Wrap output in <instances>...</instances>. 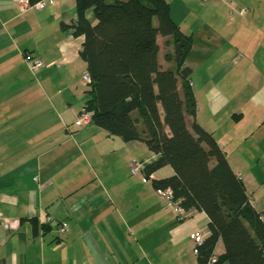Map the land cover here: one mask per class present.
Listing matches in <instances>:
<instances>
[{
  "label": "crops",
  "instance_id": "0c3cea01",
  "mask_svg": "<svg viewBox=\"0 0 264 264\" xmlns=\"http://www.w3.org/2000/svg\"><path fill=\"white\" fill-rule=\"evenodd\" d=\"M39 1L0 0V264H199L191 236L208 235L205 213L179 221L174 204L149 181L128 176L129 182L117 183L99 170L104 150L98 143L113 147L112 156L120 150L127 175L134 160L146 167L159 156L142 142L110 138L93 123L75 125L90 98L80 56L85 37L74 27L77 0L21 10L24 3ZM167 1L181 31L193 37L188 60L199 54L209 69L218 61L223 66L215 74L227 66L221 78H236L227 94L240 99L229 107V122L244 121L248 110H258L249 96L264 91V0H233L236 15L222 0L204 5L179 0L198 4L197 19L187 25L175 15L186 14V8L175 12ZM86 17L96 22L92 9ZM167 40L158 37L163 70L173 67L164 59L172 52V45L163 50ZM229 47L238 53L222 60ZM27 57L41 60L43 67L30 70ZM193 121L188 117L189 127ZM256 126L215 139L264 218V134L256 136L264 121ZM160 173L152 178L171 176ZM61 222L68 224L63 236ZM223 253L220 241L215 255Z\"/></svg>",
  "mask_w": 264,
  "mask_h": 264
},
{
  "label": "trees",
  "instance_id": "16d2710c",
  "mask_svg": "<svg viewBox=\"0 0 264 264\" xmlns=\"http://www.w3.org/2000/svg\"><path fill=\"white\" fill-rule=\"evenodd\" d=\"M77 7L75 34L85 37L80 56L91 78L83 109L92 113V123L109 137L144 143L159 156L143 171L154 189L170 188L187 214L208 216L199 264H211L220 241L224 253L212 264H264L263 216L214 135L195 121L193 71L186 64L193 37L181 31L169 2L77 0ZM90 9L94 24L86 17ZM158 37L172 45L164 57L170 69L160 65ZM165 167L174 174L152 178Z\"/></svg>",
  "mask_w": 264,
  "mask_h": 264
},
{
  "label": "rangeland",
  "instance_id": "374dc122",
  "mask_svg": "<svg viewBox=\"0 0 264 264\" xmlns=\"http://www.w3.org/2000/svg\"><path fill=\"white\" fill-rule=\"evenodd\" d=\"M113 0H110L109 2H112ZM172 3V7L175 12L177 11H183V8H186V14H178L175 13L176 17H180L181 23H186L194 21L197 19L198 15V4H206L204 2H201L199 0L198 4L192 3L191 1H179V0H169ZM188 9V10H187ZM193 11V12H192ZM190 15V19H189ZM186 20V21H184ZM183 21V22H182ZM157 22L155 21V24ZM184 30L186 31L187 28L185 26ZM197 49H201L202 46L200 43H198ZM163 50L167 51V46L165 44V41L162 43ZM231 47L228 48V51L224 54L223 59H226L227 61L230 59L232 60L235 57V53L233 52ZM200 52V50H199ZM253 52V51H252ZM222 56V55H221ZM233 57V58H232ZM215 62V60H213ZM218 62V61H217ZM213 64L210 69L208 68V65L205 63L203 56H200L197 54V58H191L187 59V64L191 67V70L193 71L191 76V84H192V90L195 95L196 101H197V114H196V121L197 123L205 128L208 132L212 133L214 137L219 139H225L226 134H232V132L237 131V133H240V131L252 129L253 126L257 125L259 121H264V91H260L259 95L256 97L255 95L249 96L246 95L245 97H254V103L256 104V107L258 110H248L246 119L242 122H229V116L232 112H230L229 107H233L237 100L240 99V96H237V94H227L230 91V82L236 83V78H230V76L222 79L223 71L227 68L225 66L221 71L215 74V71L220 69L221 63L219 62L217 64ZM218 66V68L216 67ZM231 66V64L228 65V67ZM239 89V88H238ZM237 91V90H236ZM242 97V96H241ZM256 121L258 123L256 124ZM257 127V126H256ZM231 132V133H229ZM264 134V131H261V133L257 134L256 136H262ZM108 136V135H107ZM111 138V137H110ZM113 139V138H112ZM120 140V139H118ZM257 140V139H256ZM99 144L100 150L104 152H100L102 156L100 169L102 171V168L104 169L102 172H107L104 174L105 177L111 178L112 181H115L117 183H126L129 182V178H134L137 180L144 181L143 174L140 175H132L130 169L128 172V175L125 171V162L122 158V154L120 150L116 151V155L112 156L110 152V148L113 147H105L104 144ZM109 145V144H108ZM249 145V144H247ZM245 144V146H247ZM150 152V151H149ZM112 157V159L110 158ZM141 154L137 153L135 154V159H140ZM134 162H140L138 160H134ZM94 167H96L94 165ZM128 170V168H127ZM173 169H161L160 174H167V172L171 173L172 176L174 173H172ZM167 177V176H166ZM165 177V178H166ZM110 180V181H111ZM89 181V183H91ZM151 183V181H149ZM89 199V197H87Z\"/></svg>",
  "mask_w": 264,
  "mask_h": 264
},
{
  "label": "built area",
  "instance_id": "2783aa9c",
  "mask_svg": "<svg viewBox=\"0 0 264 264\" xmlns=\"http://www.w3.org/2000/svg\"><path fill=\"white\" fill-rule=\"evenodd\" d=\"M201 2H210L212 0H200ZM224 3L228 4L231 9H232V13L233 15L237 14V8L234 5L233 0H222ZM55 0H42L39 2H36L35 4H28V3H24V5L21 7L22 11H25L26 9L29 8H35L37 10H43L48 4H52L54 3ZM241 14L246 13V10H242L240 12ZM27 63L29 65L30 70L34 71L40 67H43V62L41 60L32 58V57H27ZM83 82L88 85L91 82V78L88 72H86L83 77H82ZM92 123V113L82 109V111L79 113L75 125L78 127H84V126H88ZM144 164L141 162H132L129 166V169L132 173V175H140L141 173L143 174V179L144 181H148L147 178L145 177L143 171H144ZM158 195L164 199V200H169L171 201L174 206H175V211L177 213L178 219L182 220L184 218H186L188 216L187 212L181 207V201L180 200H176L173 196V192L170 188L167 189H159L157 190ZM2 219V215L0 214V220ZM47 223H50L53 221L52 217H47L46 218ZM263 222H264V218ZM68 230V224L66 222H61L59 223V227H58V233L60 236L65 235V233ZM192 240L195 242L196 247L194 249L195 254L197 255L199 252V247L203 244L204 240H205V236L203 233H196L193 234L191 236ZM217 262V258L216 256H213L210 258V263H216Z\"/></svg>",
  "mask_w": 264,
  "mask_h": 264
}]
</instances>
